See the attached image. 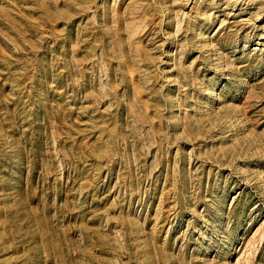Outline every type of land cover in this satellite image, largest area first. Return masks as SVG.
<instances>
[{
  "label": "rangeland",
  "instance_id": "1",
  "mask_svg": "<svg viewBox=\"0 0 264 264\" xmlns=\"http://www.w3.org/2000/svg\"><path fill=\"white\" fill-rule=\"evenodd\" d=\"M0 264H264V0H0Z\"/></svg>",
  "mask_w": 264,
  "mask_h": 264
}]
</instances>
